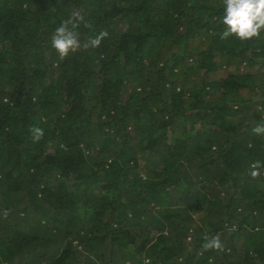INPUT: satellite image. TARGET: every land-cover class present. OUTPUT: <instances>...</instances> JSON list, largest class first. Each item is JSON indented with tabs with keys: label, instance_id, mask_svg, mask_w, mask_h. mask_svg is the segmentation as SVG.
Returning <instances> with one entry per match:
<instances>
[{
	"label": "trees",
	"instance_id": "1",
	"mask_svg": "<svg viewBox=\"0 0 264 264\" xmlns=\"http://www.w3.org/2000/svg\"><path fill=\"white\" fill-rule=\"evenodd\" d=\"M76 10L81 43L108 36L60 60L51 36ZM222 15V0H0V264H264V136L244 114L264 109V33L222 40ZM233 62L261 66V86ZM217 234L225 251H205Z\"/></svg>",
	"mask_w": 264,
	"mask_h": 264
},
{
	"label": "clouds",
	"instance_id": "2",
	"mask_svg": "<svg viewBox=\"0 0 264 264\" xmlns=\"http://www.w3.org/2000/svg\"><path fill=\"white\" fill-rule=\"evenodd\" d=\"M222 4L223 15L220 22L223 26V32L220 39L225 40L233 37L244 43L262 38L261 34L264 33V0H222ZM84 20L85 16L76 10L72 12L70 18L63 20L52 33L51 48L60 60H64L70 53L79 50L97 49L108 36L106 30L100 31L97 35L90 36L81 43L76 29ZM85 27H91V25L85 24ZM251 132L254 136H264V123H257L252 127ZM30 134L33 142H39L44 137V129L34 126L30 129ZM248 175L252 179L261 176L259 162L250 165ZM5 215H7V211H5ZM204 239L206 242L202 248L205 251H225L219 234L211 238L205 236Z\"/></svg>",
	"mask_w": 264,
	"mask_h": 264
},
{
	"label": "rangeland",
	"instance_id": "3",
	"mask_svg": "<svg viewBox=\"0 0 264 264\" xmlns=\"http://www.w3.org/2000/svg\"><path fill=\"white\" fill-rule=\"evenodd\" d=\"M194 43H197V42H194ZM235 70H238V74H242V73H245V74H249L251 75L253 81H254V84L256 85V88L260 87L261 84H262V67L259 66V65H253V66H246L245 64H238L237 62H233L231 64V67L230 69H228V71L230 72H234ZM226 74V73H224ZM186 84V83H185ZM186 89L187 90H192V85L190 86V84L188 83V85L186 84ZM260 100L261 101H264V98L263 96L260 97ZM254 107L257 109V110H260L261 107H262V104L259 102V100H257L255 102V105ZM245 116H246V120L249 121L250 119H253L256 121V124L257 123H264V109L262 108L260 114H261V118L260 120H257L255 117H254V111L253 109H248L246 108L245 110ZM254 122V121H253ZM254 126H255V122H254ZM98 155V157L101 159V160H110L112 158V151L111 149L107 148L106 151L104 150L103 152H101L100 154H96ZM142 163V167L145 166L144 162H141ZM105 253H108V250L105 251Z\"/></svg>",
	"mask_w": 264,
	"mask_h": 264
}]
</instances>
